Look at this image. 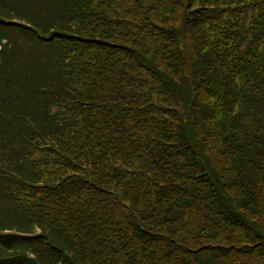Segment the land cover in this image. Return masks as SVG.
I'll list each match as a JSON object with an SVG mask.
<instances>
[{
    "label": "trees",
    "instance_id": "obj_1",
    "mask_svg": "<svg viewBox=\"0 0 264 264\" xmlns=\"http://www.w3.org/2000/svg\"><path fill=\"white\" fill-rule=\"evenodd\" d=\"M0 264H264V0H0Z\"/></svg>",
    "mask_w": 264,
    "mask_h": 264
}]
</instances>
